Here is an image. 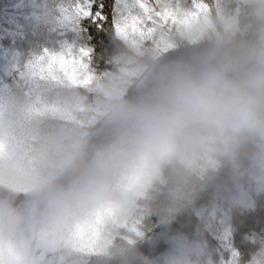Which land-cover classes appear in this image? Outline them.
Masks as SVG:
<instances>
[{
  "label": "clouds",
  "instance_id": "9594fccd",
  "mask_svg": "<svg viewBox=\"0 0 264 264\" xmlns=\"http://www.w3.org/2000/svg\"><path fill=\"white\" fill-rule=\"evenodd\" d=\"M79 3L37 20L70 26ZM118 3L106 70L71 45L12 56L0 264H264V232L233 244L264 210V0Z\"/></svg>",
  "mask_w": 264,
  "mask_h": 264
},
{
  "label": "trees",
  "instance_id": "16d2710c",
  "mask_svg": "<svg viewBox=\"0 0 264 264\" xmlns=\"http://www.w3.org/2000/svg\"><path fill=\"white\" fill-rule=\"evenodd\" d=\"M90 12L88 16L72 17L70 26L63 28L60 38L74 48L91 49L92 66L98 71H104L109 67L108 59L114 47L115 0H90ZM5 84L16 87L23 85V80L20 72L12 69L10 63H2L0 60V86ZM159 227L155 225L154 230H159ZM234 229L233 244L247 257L249 244L243 237L253 232H264V210L237 215L234 219Z\"/></svg>",
  "mask_w": 264,
  "mask_h": 264
},
{
  "label": "rangeland",
  "instance_id": "374dc122",
  "mask_svg": "<svg viewBox=\"0 0 264 264\" xmlns=\"http://www.w3.org/2000/svg\"><path fill=\"white\" fill-rule=\"evenodd\" d=\"M60 0H55L59 3ZM44 0H0V60L10 63L13 54L22 64L44 48L57 50L67 45L60 26H41L37 16ZM55 5L53 4V7ZM117 0H115V13ZM117 15V13H116ZM67 27V26H66Z\"/></svg>",
  "mask_w": 264,
  "mask_h": 264
},
{
  "label": "snow or ice",
  "instance_id": "6c2138e0",
  "mask_svg": "<svg viewBox=\"0 0 264 264\" xmlns=\"http://www.w3.org/2000/svg\"><path fill=\"white\" fill-rule=\"evenodd\" d=\"M116 19L114 21L115 24V30L119 31L120 26H119V22L117 21V16L120 15V5L118 3L117 0V9H116ZM75 14L77 16H88L91 14L90 12V0H80L79 6L75 9ZM137 17H132V21L137 20ZM53 59H55V57L53 56Z\"/></svg>",
  "mask_w": 264,
  "mask_h": 264
}]
</instances>
